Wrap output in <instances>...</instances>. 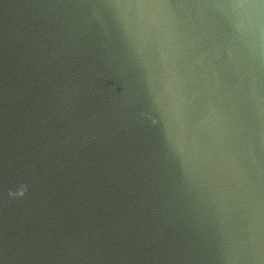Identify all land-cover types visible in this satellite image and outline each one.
I'll return each instance as SVG.
<instances>
[{
    "label": "water",
    "instance_id": "obj_1",
    "mask_svg": "<svg viewBox=\"0 0 264 264\" xmlns=\"http://www.w3.org/2000/svg\"><path fill=\"white\" fill-rule=\"evenodd\" d=\"M0 264H264V0H0Z\"/></svg>",
    "mask_w": 264,
    "mask_h": 264
}]
</instances>
